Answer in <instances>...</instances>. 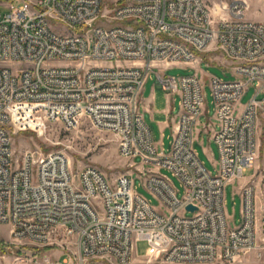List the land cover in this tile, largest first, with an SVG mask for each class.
<instances>
[{
    "label": "built area",
    "instance_id": "obj_1",
    "mask_svg": "<svg viewBox=\"0 0 264 264\" xmlns=\"http://www.w3.org/2000/svg\"><path fill=\"white\" fill-rule=\"evenodd\" d=\"M22 2L0 8V225L9 227L10 243L62 247L58 237L74 238L76 256L63 264H130L136 241L172 263L242 264L251 251L260 259L264 22L244 19L241 0L221 7L217 18L207 0ZM207 51L229 62L235 77L207 80L217 127L214 174L193 145L206 112L205 81L198 73L164 74L171 67L192 68ZM152 72L163 91L177 96L167 150L153 141L139 105ZM252 83L255 92L239 109ZM81 118L116 138L118 154L130 160L159 207L133 190L132 173L109 180L92 165L73 172L60 152L13 157V130L26 129L27 119L71 129ZM254 168L255 176L238 192L239 224L231 226L224 188ZM161 169L179 181L180 198ZM43 262L51 264L48 258Z\"/></svg>",
    "mask_w": 264,
    "mask_h": 264
},
{
    "label": "rangeland",
    "instance_id": "obj_2",
    "mask_svg": "<svg viewBox=\"0 0 264 264\" xmlns=\"http://www.w3.org/2000/svg\"><path fill=\"white\" fill-rule=\"evenodd\" d=\"M243 2V0H241ZM231 0H208L207 4L212 8L216 5L213 14L217 18L223 14L221 7L229 5ZM244 3V2H243ZM24 4L22 0H0V8L6 9L9 5L11 7H20ZM257 12V15L252 17V20L260 21L264 19V0H257L248 5L244 10V18L247 19L248 13ZM59 29V27L54 26ZM201 62L196 67L203 76H214L222 78L226 81L233 80L235 77L230 68L221 64L217 58L222 57L217 52H204L199 55ZM155 71V70H154ZM196 69L187 66H177L167 69L166 75H191L195 73ZM151 78H147L144 88L152 85L159 88L155 83V73L150 74ZM205 81V114L199 117V123L202 125L207 121L215 123L213 120V106L210 103L209 87L207 85L206 77H202ZM255 92L254 83L250 84L244 91V94L239 102L242 106L248 102ZM199 125L197 129L201 128ZM40 128V129H39ZM195 130V132H196ZM196 136V135H195ZM197 137V136H196ZM202 145L207 147V136L203 135L201 138ZM12 140V154L14 158H21L25 152L32 153H50L60 152L64 154L70 164L73 172H78L83 166L92 165L100 169L109 180H114L117 176L122 174L132 173L133 190L139 195L143 196L153 207H159V202L154 195H152L142 184L141 179L138 178V172L131 166L130 160L122 158L117 151L116 138L109 132L97 130L92 127L86 118L79 119L74 128L66 129L60 122H41V126L26 128L23 130H13L11 136ZM164 150L169 148L168 140L162 139ZM194 147L198 151L199 159L203 161L205 168L215 173L214 163L217 161L218 152L214 144H210V150L213 158L211 160L205 158L201 153V145L199 139L194 141ZM261 161L262 155L259 152L258 156ZM257 161L259 168H262L260 161ZM135 164L140 166L139 160H134ZM143 169H149L144 166ZM257 170L247 169L243 172V177L240 180L228 183L224 188L225 199V213L231 226H237L240 219V187L248 182L249 178L255 176ZM160 173L166 175L172 181L177 189V195L180 198L182 195V188L179 181L171 176L170 172L161 169ZM257 175H263L264 172L259 170ZM262 189L264 180L261 184ZM190 216V213H186ZM9 227L7 225H0V264H46L43 262L48 258L51 264H63L66 258L70 257L74 260L76 256V246L74 238L58 237L56 241L62 244L53 245L47 248H39L33 245H14L10 243L8 235ZM63 254V255H61ZM61 255V256H60ZM60 256V257H59ZM59 257V258H58ZM58 259V261H57ZM242 264H264V251L262 258L258 259L256 252L251 251L244 255L241 259ZM74 264V262L68 263ZM130 264H211L204 262H166L156 255H152V250L145 241H136L133 244Z\"/></svg>",
    "mask_w": 264,
    "mask_h": 264
},
{
    "label": "crops",
    "instance_id": "obj_3",
    "mask_svg": "<svg viewBox=\"0 0 264 264\" xmlns=\"http://www.w3.org/2000/svg\"><path fill=\"white\" fill-rule=\"evenodd\" d=\"M254 1H257V0H243L244 7L245 8L248 7V5L250 3H252V2H254ZM207 2H208V0H207ZM215 7H216V5L214 4V6L212 7L213 12L215 11ZM245 8H244V10H245ZM255 15H257L256 11L254 13L253 12L252 13H248L247 14V19H246V18H244V13H243V18L246 19V20H249V21H254V22H264V19L260 20V21L252 20V17L255 16ZM217 59L221 61L220 62L221 64H223L226 67L230 68V63L227 62L224 58L219 57ZM199 63H200V61H198V60L193 62V67L192 68L196 69L195 73H198L201 78L202 77H206V79L208 80L209 76L207 77V76L201 75V72L196 67V65H198ZM148 78H151V76H149ZM145 83H146V81H145ZM145 83L143 85V89H142V92L140 94L139 105H140V108H141V110L143 112L144 121H145V123L147 124V126H148V128L150 130V133H151V136L153 138V141L155 142V144L163 147V143H162L161 140L162 139H167L168 140V144H169L170 136H171V132H172V127H173V125H174V123L176 121L177 115L179 113V108H178V104H177V96L176 95H171V94L163 91L160 87L157 88L154 85H152L151 87H147L145 89L144 88ZM242 107H243V105L242 106L239 105V109H241ZM206 123H209L210 127L207 130H203L202 127L200 129H197L196 132H195V135L197 137L196 136H194V137H195V140L199 139V143L201 145V153H202V155L205 158L211 160L213 158V155H212V152L210 150L209 145L210 144H214V142L212 140V133L214 131H216L217 127H216V124L212 123L211 121H207ZM206 123H204L202 125H205ZM203 135L207 136V142H208V146L207 147L202 145V141H201L200 138ZM195 150H196V152L198 154V151H197L196 148H195ZM198 157H199V155H198ZM260 163H262V162L260 161ZM256 181H257V185H259L260 181H261V178H257ZM260 258H262V254H261Z\"/></svg>",
    "mask_w": 264,
    "mask_h": 264
},
{
    "label": "bare ground",
    "instance_id": "obj_4",
    "mask_svg": "<svg viewBox=\"0 0 264 264\" xmlns=\"http://www.w3.org/2000/svg\"><path fill=\"white\" fill-rule=\"evenodd\" d=\"M27 123L29 125L27 128H33V127L41 126V123L35 122L34 119H27Z\"/></svg>",
    "mask_w": 264,
    "mask_h": 264
},
{
    "label": "water",
    "instance_id": "obj_5",
    "mask_svg": "<svg viewBox=\"0 0 264 264\" xmlns=\"http://www.w3.org/2000/svg\"><path fill=\"white\" fill-rule=\"evenodd\" d=\"M188 209L193 210L194 208L192 206H188Z\"/></svg>",
    "mask_w": 264,
    "mask_h": 264
}]
</instances>
